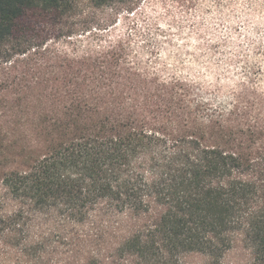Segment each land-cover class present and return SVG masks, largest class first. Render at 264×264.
<instances>
[{
	"label": "trees",
	"instance_id": "trees-1",
	"mask_svg": "<svg viewBox=\"0 0 264 264\" xmlns=\"http://www.w3.org/2000/svg\"><path fill=\"white\" fill-rule=\"evenodd\" d=\"M74 33L0 173V264H264V0H0V63Z\"/></svg>",
	"mask_w": 264,
	"mask_h": 264
},
{
	"label": "rangeland",
	"instance_id": "rangeland-1",
	"mask_svg": "<svg viewBox=\"0 0 264 264\" xmlns=\"http://www.w3.org/2000/svg\"><path fill=\"white\" fill-rule=\"evenodd\" d=\"M89 11L87 7L85 12ZM76 19L77 17L72 21ZM37 34L45 37L39 30ZM52 38L47 37L44 41L48 44L49 52L31 64L33 74L27 70L26 62L29 65L30 63L23 55L13 57L9 63H0V132L4 134V141L10 145L7 150H0V153L3 152L8 157V161L0 163V173L15 165V161L12 160H17V152L22 147L25 149H29V146L40 147L37 146L40 144L39 134L34 127L38 115L44 114L49 108L47 99L43 97V92H48L45 86L56 84L55 86L60 88L64 74L73 73L76 68L72 60L64 58L72 59L76 54L83 52V46L78 41L82 38L75 33L71 38L66 36ZM31 79L35 80L36 84L31 85ZM226 258L231 261L239 260L241 253L231 252ZM193 260L202 261V258L194 256Z\"/></svg>",
	"mask_w": 264,
	"mask_h": 264
}]
</instances>
